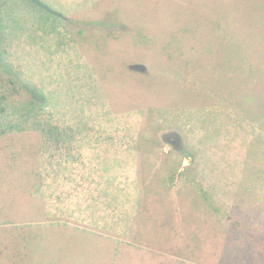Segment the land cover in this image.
Segmentation results:
<instances>
[{"label":"rangeland","instance_id":"1","mask_svg":"<svg viewBox=\"0 0 264 264\" xmlns=\"http://www.w3.org/2000/svg\"><path fill=\"white\" fill-rule=\"evenodd\" d=\"M105 145L169 169L131 211L167 228L176 193L191 262L264 264V0H0V264H114L78 240V163ZM186 165L222 173L176 184ZM240 190L219 227L203 196Z\"/></svg>","mask_w":264,"mask_h":264},{"label":"crops","instance_id":"2","mask_svg":"<svg viewBox=\"0 0 264 264\" xmlns=\"http://www.w3.org/2000/svg\"><path fill=\"white\" fill-rule=\"evenodd\" d=\"M118 147L121 149L114 150V145H105L103 150L95 152L82 150L83 155L81 156L85 157L86 161L84 163L79 160L80 163H78L80 165V167L78 166V240L98 238L99 236L112 239L111 247L106 249L112 256L114 264H117L118 261L130 264L134 259L142 264H195L188 257L192 245L191 232L188 229L190 227L189 217L183 215L181 209L177 207L179 201L176 193L173 194L171 191L172 194L169 196V207H172L171 210L176 217L172 218L167 228L158 225L154 231L150 226H144V218L141 220L138 212L137 219H135L131 211L133 203L137 201L141 205L138 207L143 209L144 214L147 208H151L152 205L161 206L159 199L152 197L159 193H151L146 189L149 186H161L158 183L163 181L161 177L168 175L169 169L167 168L166 171L161 169L164 174L155 178L160 172L157 171L159 167L156 165L134 167L130 165L131 152L124 149L123 145ZM188 168L190 169L191 166L179 167V175H183ZM192 170L196 174H191L192 177L180 176L182 179L176 178V184L182 183V185L189 186L192 184L190 181L198 180V176L199 180H203L201 177L206 173L218 175L222 173V167H207L205 169L194 167ZM235 170L237 174L244 172V169L241 168ZM227 171L229 172V169ZM256 182V197H258L260 195L258 178H256ZM196 183L201 190L206 189L207 186L220 190L226 187V183L221 185L199 184V181ZM192 186L197 187V185ZM200 192L197 191V193ZM248 194L250 193L240 190L236 192L235 198L233 193L228 198V194L219 192L213 193V198L204 195L203 201L205 205H209L211 219L218 221L219 227L221 223L224 224V228L227 215H225L226 212L223 214V209L227 205L234 206L236 201L242 204L245 197L249 198ZM210 227H212L211 224L207 228ZM191 229L193 230V226ZM135 240L139 244H133ZM135 247L141 249L136 250ZM210 252L213 251L210 250ZM219 257L220 255H216V262H209V264H216ZM197 264L204 263L197 262Z\"/></svg>","mask_w":264,"mask_h":264},{"label":"flooded vegetation","instance_id":"3","mask_svg":"<svg viewBox=\"0 0 264 264\" xmlns=\"http://www.w3.org/2000/svg\"><path fill=\"white\" fill-rule=\"evenodd\" d=\"M137 68H141L142 69V67L141 66H136Z\"/></svg>","mask_w":264,"mask_h":264}]
</instances>
